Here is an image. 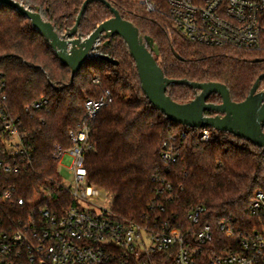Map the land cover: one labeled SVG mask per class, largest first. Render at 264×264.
<instances>
[{
	"label": "trees",
	"instance_id": "1",
	"mask_svg": "<svg viewBox=\"0 0 264 264\" xmlns=\"http://www.w3.org/2000/svg\"><path fill=\"white\" fill-rule=\"evenodd\" d=\"M15 1L33 11L39 9L64 34L75 26L87 0ZM104 1L154 41L159 50L156 61L168 79L222 84L233 102L242 103L264 74V45L258 51H245L191 44L176 32L166 0H153V14L144 12L141 0ZM111 18L105 5L90 4L78 35L87 38ZM260 90H264V81ZM106 92L111 96L93 125L85 166L89 184L112 197L116 220L144 225L155 219L162 223L174 219L175 225L181 222L185 226L190 210L204 208L202 221L214 229L219 247L231 244L218 231L223 220L231 218L244 233L254 228L256 221L249 207L256 192H264V149L211 129L209 139L202 141L204 129L171 122L143 94L135 63L118 36L102 39L71 83L70 69L30 21L0 6V98L6 97L10 116L19 120L30 160L19 175L0 172L8 185L17 187L16 197L24 202L23 206H0V230L26 222L34 210L50 208L62 214L73 203L63 190L55 150L57 146L64 151L72 147L69 133L81 128L87 101L99 100ZM168 96L178 104L196 98L193 90L179 85L170 86ZM42 101L47 104L41 109L26 111ZM210 101L221 103L218 96ZM165 147L174 149L176 163H164ZM162 188L166 194L159 197Z\"/></svg>",
	"mask_w": 264,
	"mask_h": 264
},
{
	"label": "built area",
	"instance_id": "2",
	"mask_svg": "<svg viewBox=\"0 0 264 264\" xmlns=\"http://www.w3.org/2000/svg\"><path fill=\"white\" fill-rule=\"evenodd\" d=\"M168 17L176 32L187 42L210 48L234 47L258 51L264 45V0H166ZM147 14L156 12L153 0H141ZM99 45V43H98ZM98 56V54H96ZM98 84V81H94ZM110 92L85 105V118L78 131H70L72 147H56L55 158L66 162L73 184L62 187L73 200L62 214L50 208L34 210L26 222L0 230V264H264V192L258 191L249 207L256 225L241 232L231 218L219 225V233L231 242L215 245V232L202 221L204 208H194L185 226L175 220L152 223H122L112 210L93 203L110 197L89 184L86 154L91 149L90 137L100 112L107 106ZM46 101L26 111L39 110ZM19 120L10 116L6 97L0 98V172L19 175L27 169V148L20 133ZM210 129L202 132V141ZM166 164L178 161L173 148L165 147ZM30 163V162H29ZM0 176V206H23L17 198V187L8 185ZM170 191V188L167 189ZM164 188L157 195L164 197ZM108 201V197L106 198ZM164 207L160 211L164 212ZM182 225V226H181ZM149 241V245L147 244Z\"/></svg>",
	"mask_w": 264,
	"mask_h": 264
},
{
	"label": "water",
	"instance_id": "3",
	"mask_svg": "<svg viewBox=\"0 0 264 264\" xmlns=\"http://www.w3.org/2000/svg\"><path fill=\"white\" fill-rule=\"evenodd\" d=\"M94 2L105 5L112 18L100 24L87 38H82L78 35V28L87 7ZM0 6L10 8L30 21L32 28L48 42L61 63L70 69L71 83L93 56L98 43L102 39L108 40L118 36L125 43L135 63L143 94L149 103L171 122L188 129H211L228 133L264 149V90H260L264 74L257 79L248 98L242 103H235L227 87L222 84H199L166 78L156 61L159 50L154 41L143 36L131 22L124 20L104 0H87L81 8L75 26L64 34L58 33L54 26L44 19L39 9L33 11L15 0H0ZM174 56L182 60L175 52ZM100 58L117 65V62L107 56L100 55ZM173 85L187 86L193 90L196 94L195 100L187 104L174 102L168 96V89ZM212 96L220 97L221 103H211ZM209 113L213 116H207Z\"/></svg>",
	"mask_w": 264,
	"mask_h": 264
},
{
	"label": "rangeland",
	"instance_id": "4",
	"mask_svg": "<svg viewBox=\"0 0 264 264\" xmlns=\"http://www.w3.org/2000/svg\"><path fill=\"white\" fill-rule=\"evenodd\" d=\"M59 173L62 176L64 182L66 184H73V175L70 174V171L68 169V166L66 164V162H60V165L58 167ZM108 197V201L106 200V198ZM112 197L107 196V195H103L102 197L99 198L98 200H94L93 203H95L96 205L100 206V207H104L108 210H110L111 206H112ZM147 244L149 245V241H147Z\"/></svg>",
	"mask_w": 264,
	"mask_h": 264
},
{
	"label": "flooded vegetation",
	"instance_id": "5",
	"mask_svg": "<svg viewBox=\"0 0 264 264\" xmlns=\"http://www.w3.org/2000/svg\"><path fill=\"white\" fill-rule=\"evenodd\" d=\"M212 97H213V96H212ZM212 97H211V98H212ZM210 100H211V99H210ZM210 102H211V101H210ZM211 103H213V104H220V103H214V102H211Z\"/></svg>",
	"mask_w": 264,
	"mask_h": 264
}]
</instances>
